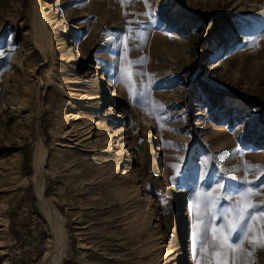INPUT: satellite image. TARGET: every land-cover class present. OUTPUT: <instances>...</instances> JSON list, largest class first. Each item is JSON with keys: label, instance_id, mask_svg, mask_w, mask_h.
<instances>
[{"label": "rangeland", "instance_id": "374dc122", "mask_svg": "<svg viewBox=\"0 0 264 264\" xmlns=\"http://www.w3.org/2000/svg\"><path fill=\"white\" fill-rule=\"evenodd\" d=\"M52 1L0 0V264L55 251L40 140L59 264H184L194 190L264 184V0Z\"/></svg>", "mask_w": 264, "mask_h": 264}, {"label": "snow or ice", "instance_id": "6c2138e0", "mask_svg": "<svg viewBox=\"0 0 264 264\" xmlns=\"http://www.w3.org/2000/svg\"><path fill=\"white\" fill-rule=\"evenodd\" d=\"M121 72L129 85L130 98L135 99L132 62L128 61ZM248 169L264 177V168L259 165H248ZM250 183L245 180L235 193L220 181H215L214 187L210 185L211 190H194L189 207L193 213L190 240L196 264H253L255 253L264 250V200L257 201L264 196L260 190L264 184L250 187ZM221 200L231 203L226 207Z\"/></svg>", "mask_w": 264, "mask_h": 264}, {"label": "bare ground", "instance_id": "6f19581e", "mask_svg": "<svg viewBox=\"0 0 264 264\" xmlns=\"http://www.w3.org/2000/svg\"><path fill=\"white\" fill-rule=\"evenodd\" d=\"M45 4H47V7H45V8H48V7L51 8L53 6H57V0L55 1V4H53V1L51 3L47 2ZM38 11L36 10L35 12H38ZM35 15H34V17H35ZM38 17H39V15H38ZM40 20H41V18H40ZM42 23H44V22H42ZM38 28H39V33H40V31L42 29H45L46 27H44V25L39 24ZM45 34L46 33H44V35ZM42 36H43V34H42ZM44 37H46V36H44ZM45 39L47 41V38H45ZM37 41H40V39L39 40L37 39ZM37 41H35V42H37ZM42 41H43V39H42ZM76 48H77V52H76L75 55H77L80 58V54L82 53L81 52L82 49H81V44L79 42L76 43ZM72 62L75 63L73 60H72ZM107 80H108V86H111L112 88H114V90L112 91V94L110 93L111 91L107 92L106 96L104 98L116 100L118 98V96H119V92H121V87H119L115 83V81H113L112 78L108 77ZM89 100H92V98L89 99ZM45 155H46V149L43 147V145L41 143V140H40L36 144V148H35V151L33 153V169H34V172H35L34 173L35 194H36V197H37L38 201L42 205H45L47 207V209L49 211L47 209L46 210L49 212V215L53 216V221H50V224H51V229L53 231V243H54L55 251H54V254L52 255V257L49 260V264H59L61 258L63 257L62 255H63V252H64L65 243H66L65 240H67V238L65 239V230H64L65 227H63V223H64L63 218L43 198V179H44L43 178V175H44L43 174V172H44L43 166H44ZM159 183H160L159 184L160 189L158 190L157 194H160V195L163 194L164 195L165 190L168 188V183H167L166 179L160 180ZM162 188L165 189L164 192L161 191ZM185 218H186L185 220H186V225L187 226H186V229H185V238H184V256H185L184 264H194L195 263L194 262V255H193V250H192V247H191V240H190V231H191V227L190 226H191L192 218H191V212H190L189 206H187V208H186V216H185Z\"/></svg>", "mask_w": 264, "mask_h": 264}]
</instances>
